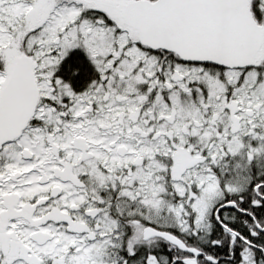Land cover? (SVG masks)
<instances>
[{
	"label": "snow or ice",
	"instance_id": "snow-or-ice-1",
	"mask_svg": "<svg viewBox=\"0 0 264 264\" xmlns=\"http://www.w3.org/2000/svg\"><path fill=\"white\" fill-rule=\"evenodd\" d=\"M0 264H264V0H0Z\"/></svg>",
	"mask_w": 264,
	"mask_h": 264
}]
</instances>
